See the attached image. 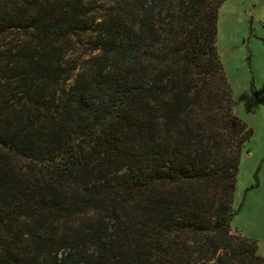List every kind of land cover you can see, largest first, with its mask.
I'll return each instance as SVG.
<instances>
[{
  "label": "trees",
  "instance_id": "16d2710c",
  "mask_svg": "<svg viewBox=\"0 0 264 264\" xmlns=\"http://www.w3.org/2000/svg\"><path fill=\"white\" fill-rule=\"evenodd\" d=\"M93 1L0 0V264H264L231 227L224 0Z\"/></svg>",
  "mask_w": 264,
  "mask_h": 264
},
{
  "label": "rangeland",
  "instance_id": "374dc122",
  "mask_svg": "<svg viewBox=\"0 0 264 264\" xmlns=\"http://www.w3.org/2000/svg\"><path fill=\"white\" fill-rule=\"evenodd\" d=\"M93 2L98 5V0ZM96 28L72 36L65 60L77 66L75 72L97 53L92 43ZM216 41L232 88L233 111L253 129L241 150L231 227L255 239L264 253V0H224L218 9Z\"/></svg>",
  "mask_w": 264,
  "mask_h": 264
}]
</instances>
